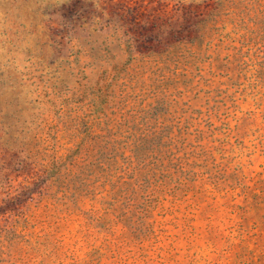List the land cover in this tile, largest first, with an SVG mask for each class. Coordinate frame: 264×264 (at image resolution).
<instances>
[{
  "label": "rangeland",
  "instance_id": "rangeland-1",
  "mask_svg": "<svg viewBox=\"0 0 264 264\" xmlns=\"http://www.w3.org/2000/svg\"><path fill=\"white\" fill-rule=\"evenodd\" d=\"M0 264H264V0H0Z\"/></svg>",
  "mask_w": 264,
  "mask_h": 264
}]
</instances>
